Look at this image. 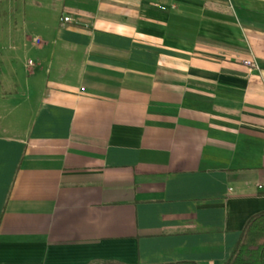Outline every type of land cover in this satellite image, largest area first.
I'll use <instances>...</instances> for the list:
<instances>
[{
	"label": "crops",
	"instance_id": "crops-1",
	"mask_svg": "<svg viewBox=\"0 0 264 264\" xmlns=\"http://www.w3.org/2000/svg\"><path fill=\"white\" fill-rule=\"evenodd\" d=\"M20 3L0 264L227 261L264 212V0Z\"/></svg>",
	"mask_w": 264,
	"mask_h": 264
},
{
	"label": "rangeland",
	"instance_id": "rangeland-1",
	"mask_svg": "<svg viewBox=\"0 0 264 264\" xmlns=\"http://www.w3.org/2000/svg\"><path fill=\"white\" fill-rule=\"evenodd\" d=\"M17 1H18V3H16ZM22 1L23 0H0V28L5 27L4 24L8 25L7 20L11 21L12 18L17 17L15 14L13 15V12L15 10L22 11V12L24 11V9L22 8V5L20 3ZM26 10L28 11V13L32 12L31 11L32 9H30L29 7H27ZM18 16L20 17V15H18ZM18 23L20 24V21H18ZM8 27L9 26H7V28ZM13 27L15 28V26H13ZM7 28L5 27L6 31H7ZM2 32L3 31H1V29H0V53H3V51H4V53L7 54L9 52L8 50H12L13 48L17 49L18 47L22 46V42L19 40H16V37L12 41L10 40V37H8L6 35H4V37H1V36H3ZM7 37L9 38V40ZM32 46L34 47L33 42H29V49H33ZM31 57H32V52H30V55L22 54V56H20L18 58V60L13 61V62L9 63L8 65H5V66L3 65V62H1V59H0V99L5 98V102H7L8 103L7 105H9V106L13 105L16 102V100H18L20 98V96H19L20 93L17 94L15 91H8L7 90L8 93L6 95L5 94L6 89L2 88L1 85L7 84V83H17L18 81L23 82L24 81V65L31 59ZM9 66L10 67L14 66L16 68L17 72H15V73L5 72L6 68ZM11 76H12V78H11ZM10 114H11V112H10ZM1 115H2V117H6V118L8 117L7 120L9 122V124L10 123L15 124L16 122H18L16 119V116L13 114H11V116L8 115L7 111L0 112V117H1ZM10 118H12V120Z\"/></svg>",
	"mask_w": 264,
	"mask_h": 264
},
{
	"label": "trees",
	"instance_id": "trees-1",
	"mask_svg": "<svg viewBox=\"0 0 264 264\" xmlns=\"http://www.w3.org/2000/svg\"><path fill=\"white\" fill-rule=\"evenodd\" d=\"M170 264L198 263L178 262ZM223 264H264V212L249 219L230 257Z\"/></svg>",
	"mask_w": 264,
	"mask_h": 264
},
{
	"label": "built area",
	"instance_id": "built-area-1",
	"mask_svg": "<svg viewBox=\"0 0 264 264\" xmlns=\"http://www.w3.org/2000/svg\"><path fill=\"white\" fill-rule=\"evenodd\" d=\"M62 22H64L65 24H70L74 22V19L70 16H65L61 19ZM32 64V63H30ZM244 65L250 67V68H257V63L254 60H247L244 62Z\"/></svg>",
	"mask_w": 264,
	"mask_h": 264
}]
</instances>
